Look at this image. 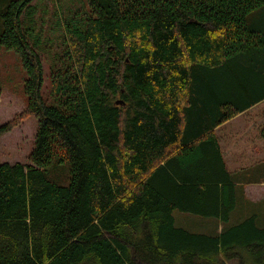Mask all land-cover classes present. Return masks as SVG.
Segmentation results:
<instances>
[{"label":"trees","instance_id":"trees-1","mask_svg":"<svg viewBox=\"0 0 264 264\" xmlns=\"http://www.w3.org/2000/svg\"><path fill=\"white\" fill-rule=\"evenodd\" d=\"M33 1L0 0L37 120L28 164L0 163V264H264V204L214 134L264 99V0H48L36 34Z\"/></svg>","mask_w":264,"mask_h":264},{"label":"rangeland","instance_id":"rangeland-1","mask_svg":"<svg viewBox=\"0 0 264 264\" xmlns=\"http://www.w3.org/2000/svg\"><path fill=\"white\" fill-rule=\"evenodd\" d=\"M70 1L72 2L73 7H75L78 2V0ZM64 5L65 4L62 5L63 9L68 6ZM31 6L33 7L32 23H34L31 27H33L34 34H36L42 26L47 27L50 32L53 24L57 22V19L52 16L55 13L60 14L62 11L56 7L52 8L51 3L48 0H34L31 3ZM256 12L252 16L258 14ZM60 17L61 16H59V18ZM44 35L40 38L44 39L49 36ZM56 38V35L53 34L49 39L51 42H54ZM45 54L46 53L42 52L40 49V59L43 70L41 95L43 99L46 100L49 98V74L52 68V58L51 55L48 56ZM23 78L24 76L21 70L19 58L14 53L1 49L0 127L9 125L10 127H8L6 133L0 135V163L9 165L28 164L29 155L33 149L34 138L37 130L36 118L33 115H24L26 112V100L23 95ZM12 123H14V125H11ZM261 132H263V129ZM252 163L254 162L243 159L237 160V165L233 167L230 166V171L229 169L228 171L232 175V179L235 183L243 190V194L240 193L241 201L244 195V199L252 204H258V202H262L264 204V162H259L255 166H252ZM250 211L252 214L259 216L260 219L264 218V206L260 210H258L257 207H252V210ZM175 216L178 218V226L180 225L190 231L212 234L214 232H219L221 229V225L213 220H203L190 215H183L178 212L175 213ZM232 220L235 222L234 219ZM224 264L238 263H236L235 260H232L225 261Z\"/></svg>","mask_w":264,"mask_h":264},{"label":"crops","instance_id":"crops-1","mask_svg":"<svg viewBox=\"0 0 264 264\" xmlns=\"http://www.w3.org/2000/svg\"><path fill=\"white\" fill-rule=\"evenodd\" d=\"M262 129L264 99L214 129L223 161L228 169L230 166H236V161L242 159L254 162L252 166L264 162Z\"/></svg>","mask_w":264,"mask_h":264}]
</instances>
